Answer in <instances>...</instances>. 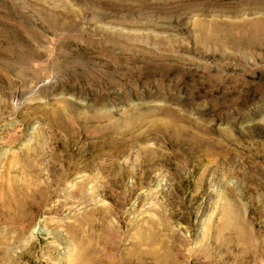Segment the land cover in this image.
<instances>
[{
	"label": "rangeland",
	"instance_id": "rangeland-1",
	"mask_svg": "<svg viewBox=\"0 0 264 264\" xmlns=\"http://www.w3.org/2000/svg\"><path fill=\"white\" fill-rule=\"evenodd\" d=\"M0 264H264V0H0Z\"/></svg>",
	"mask_w": 264,
	"mask_h": 264
}]
</instances>
